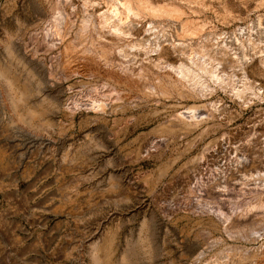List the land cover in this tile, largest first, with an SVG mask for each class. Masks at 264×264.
Listing matches in <instances>:
<instances>
[{
    "label": "rangeland",
    "instance_id": "obj_1",
    "mask_svg": "<svg viewBox=\"0 0 264 264\" xmlns=\"http://www.w3.org/2000/svg\"><path fill=\"white\" fill-rule=\"evenodd\" d=\"M83 2L0 0V264H264V97H146L65 77L58 54ZM207 5L194 18L226 45L225 72L239 61L259 82L264 0ZM64 14L71 30L57 26ZM100 101L108 114L89 110ZM192 106L210 121L175 127Z\"/></svg>",
    "mask_w": 264,
    "mask_h": 264
},
{
    "label": "bare ground",
    "instance_id": "obj_2",
    "mask_svg": "<svg viewBox=\"0 0 264 264\" xmlns=\"http://www.w3.org/2000/svg\"><path fill=\"white\" fill-rule=\"evenodd\" d=\"M73 4L70 2L69 8L75 11ZM196 6L207 14V0L180 3L164 0H84L85 17L82 25L75 33V38L63 44L58 54V58L67 63L65 77L103 75L117 86L130 88L146 97L170 98L175 95L204 102L223 90L244 103L250 96L262 99L264 60L259 65L249 59L253 69L261 71L259 82L251 81L254 75H249L246 64L237 60L226 73V67L218 59V51H222V54L226 45L214 47L217 35L212 31L208 16L202 20L194 18L198 13ZM101 8L106 10L100 13ZM89 11H92L91 14ZM56 21L59 29L73 28L66 14L57 17ZM58 34L57 30H49L46 37L59 38L60 43H63L64 39ZM80 36H85L88 43L84 47L82 43L81 49L76 44ZM113 51L127 60L116 63L115 57L111 58L115 55L111 56ZM37 57V53H34L32 59L38 61ZM244 58H247L246 55ZM122 100L124 107L129 104L130 98L123 96ZM90 105L89 110L97 113L108 114L111 109L101 101ZM203 114L199 107L192 106L174 116L173 125L191 129L200 123H207L209 114ZM259 137L257 135L256 140Z\"/></svg>",
    "mask_w": 264,
    "mask_h": 264
}]
</instances>
